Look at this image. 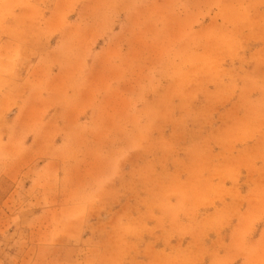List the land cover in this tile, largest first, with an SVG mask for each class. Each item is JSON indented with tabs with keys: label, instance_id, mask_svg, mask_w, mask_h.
I'll return each mask as SVG.
<instances>
[{
	"label": "rangeland",
	"instance_id": "374dc122",
	"mask_svg": "<svg viewBox=\"0 0 264 264\" xmlns=\"http://www.w3.org/2000/svg\"><path fill=\"white\" fill-rule=\"evenodd\" d=\"M1 76L0 200L46 179L81 207L88 264H241L264 219V0H0Z\"/></svg>",
	"mask_w": 264,
	"mask_h": 264
},
{
	"label": "crops",
	"instance_id": "0c3cea01",
	"mask_svg": "<svg viewBox=\"0 0 264 264\" xmlns=\"http://www.w3.org/2000/svg\"><path fill=\"white\" fill-rule=\"evenodd\" d=\"M0 79L6 78L1 76ZM52 168L54 164L48 162L41 167V171L46 175L47 170ZM45 180H41L40 187L31 185V182L24 187L16 184L0 200V264H88L89 254L94 252L91 247L93 238L79 233L81 207H53L56 198ZM249 182V190L239 193L243 201L245 195L255 194L260 176L251 177ZM240 185L237 184L238 191ZM252 185L254 188H251ZM232 190L233 186H227V191ZM243 205L242 202L238 204L241 208ZM257 205L255 208L263 206L264 209L263 202ZM259 215H252L246 221L251 228L259 219L260 235L250 239L242 235L245 238L244 248L237 256L241 264H264V219L261 220ZM255 242L259 244L255 245Z\"/></svg>",
	"mask_w": 264,
	"mask_h": 264
}]
</instances>
